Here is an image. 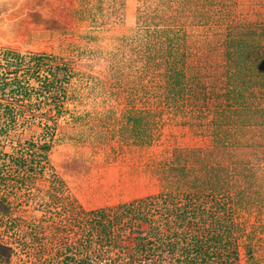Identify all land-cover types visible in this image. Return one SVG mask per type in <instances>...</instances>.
Here are the masks:
<instances>
[{
    "label": "rangeland",
    "instance_id": "1",
    "mask_svg": "<svg viewBox=\"0 0 264 264\" xmlns=\"http://www.w3.org/2000/svg\"><path fill=\"white\" fill-rule=\"evenodd\" d=\"M0 243L264 264V0H0Z\"/></svg>",
    "mask_w": 264,
    "mask_h": 264
},
{
    "label": "trees",
    "instance_id": "2",
    "mask_svg": "<svg viewBox=\"0 0 264 264\" xmlns=\"http://www.w3.org/2000/svg\"><path fill=\"white\" fill-rule=\"evenodd\" d=\"M238 45V43H235ZM38 57H42V56H38ZM249 60H252V58L250 57V55H248V53H237V57L233 59V65L235 66H238V63H241V62H248ZM253 64H256L255 61H253ZM241 69V68H240ZM46 87V85H45ZM10 250V248L8 246H5L4 244L0 243V258L3 259V258H6L8 257V251Z\"/></svg>",
    "mask_w": 264,
    "mask_h": 264
}]
</instances>
